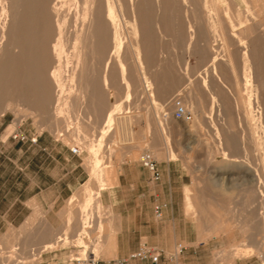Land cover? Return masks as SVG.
I'll use <instances>...</instances> for the list:
<instances>
[{"label": "rangeland", "instance_id": "374dc122", "mask_svg": "<svg viewBox=\"0 0 264 264\" xmlns=\"http://www.w3.org/2000/svg\"><path fill=\"white\" fill-rule=\"evenodd\" d=\"M202 1L35 0L29 9L20 0L16 24L0 16V209L25 184L30 138L77 149L108 185L148 152L158 169L170 162L188 218L221 264L264 263V1L242 11ZM232 146L240 157L224 161ZM217 217L224 231L206 236ZM32 242L10 248L0 235V264H31Z\"/></svg>", "mask_w": 264, "mask_h": 264}, {"label": "crops", "instance_id": "0c3cea01", "mask_svg": "<svg viewBox=\"0 0 264 264\" xmlns=\"http://www.w3.org/2000/svg\"><path fill=\"white\" fill-rule=\"evenodd\" d=\"M255 1L216 0L222 8L239 11ZM28 146L34 157L23 167L25 184L20 194L14 199L8 198V192L4 195L0 235L4 246L11 248L26 245L24 239L34 234L30 245L37 249L31 264H111L142 244L162 252L158 264H221L200 241L197 223L188 218L187 192L170 180V162L159 169L161 179L156 184L138 163L125 162L108 185L103 169L95 170L93 179L85 168L86 160L72 154L64 143L37 141ZM91 161L90 166L102 165L100 160ZM194 214H199L198 208ZM214 224L206 236L224 231L220 217ZM179 243L184 250L171 256ZM262 246L259 243L258 252L263 251ZM125 264L150 262L130 260ZM232 264L260 263L245 257Z\"/></svg>", "mask_w": 264, "mask_h": 264}, {"label": "built area", "instance_id": "2783aa9c", "mask_svg": "<svg viewBox=\"0 0 264 264\" xmlns=\"http://www.w3.org/2000/svg\"><path fill=\"white\" fill-rule=\"evenodd\" d=\"M175 118L180 121H184L187 119V114L185 110L182 107H178L174 114ZM12 139L17 141H27V138L25 136H18L13 135ZM30 143L35 144L37 142V138H30L28 140ZM71 152L73 154H77V149H72ZM140 164L141 166L147 170L150 180L153 183L159 182L161 179V174L157 166V161L152 157V155L148 152L142 154L140 157ZM184 250V245L182 243L176 244L175 249L171 256H177L182 253ZM162 255V252L158 250L155 247L148 246L146 244H142L138 247L137 250L130 253L126 258H123L121 260H116L112 262L111 264H125L126 262L130 260H135L139 262L149 261L150 264H158L159 258ZM264 264V263H263Z\"/></svg>", "mask_w": 264, "mask_h": 264}, {"label": "bare ground", "instance_id": "6f19581e", "mask_svg": "<svg viewBox=\"0 0 264 264\" xmlns=\"http://www.w3.org/2000/svg\"><path fill=\"white\" fill-rule=\"evenodd\" d=\"M27 1H29V5H27V6H29V9L33 6V4H34V2H35V0H27ZM20 2V0H0V16L2 17L3 16V18L4 17H8V13H9V18L11 17V20H12V22L14 23V24H16L18 21H19V16H20V14H21V12H23V10H24V6H21V4L19 3ZM188 5V4H187ZM26 6V7H27ZM92 6L93 5H90L89 6V8L88 9H86V10H89L90 11V9L92 8ZM135 6V5H134ZM62 7V6H61ZM23 9V10H22ZM31 10H33V8L31 9ZM82 14H83V12H81ZM30 14H32V11H30ZM84 16H86L87 15V13H84L83 14ZM29 17H31V16H29ZM6 19V18H5ZM77 20H78V18H76ZM75 19V20H76ZM76 20V21H77ZM190 25H191V27H190V29H191V35L193 36L194 35V32H195V29H194V27H193V25H192V23L188 20L187 21ZM25 27V29H26V32L27 31H29V28L31 27V24H29V25H25L24 26ZM22 33H25V30H23V32ZM16 35H18L19 37H22V35L21 34H16ZM25 36H26V34H25ZM25 36H23V38H25ZM128 37V40H129V38H130V35H128L127 36ZM11 44H12V41H11ZM13 45V44H12ZM14 46V45H13ZM127 46L130 48V49H132V46H133V43H132V41L131 40H129L128 41V43H127ZM15 47V46H14ZM17 48H19V47H17ZM62 49V48H61ZM121 49H122V44H121V42L120 41H116L115 42V50H114V57H116V59H117V61H119L120 63L119 64H121V60H120V58H119V53H120V51H121ZM16 50V52H18V53H20L22 50L19 48V49H15ZM3 52L4 53H6L7 52V50H3ZM30 62H31V60H30ZM121 67H122V65H121ZM124 72H125V70L122 68V74H124ZM31 78H33V79H38V75H36L35 73L34 74H31ZM146 94V93H145ZM129 97V96H128ZM127 101V100H126ZM65 107V106H64ZM189 110H190V112H192V114L193 113H195V108H194V104H191L190 106H189ZM219 112V111H218ZM64 113V112H63ZM59 114V113H58ZM108 114V113H107ZM160 116V115H159ZM115 117V116H114ZM111 121V117L109 116L108 117V122H110ZM234 142V141H233ZM233 147V146H232ZM237 147H233V148H227V149H225V150H223L222 151V155H223V157H224V161H229L230 159H235V158H239L240 157V155H239V153H237ZM231 151H233L232 153H231ZM235 161V160H234ZM250 248V247H249ZM251 250H254V249H251ZM256 250V249H255ZM235 254V253H234ZM241 255V254H240Z\"/></svg>", "mask_w": 264, "mask_h": 264}]
</instances>
